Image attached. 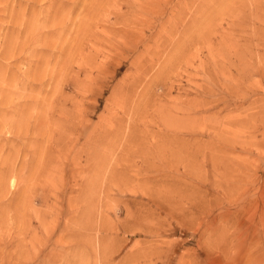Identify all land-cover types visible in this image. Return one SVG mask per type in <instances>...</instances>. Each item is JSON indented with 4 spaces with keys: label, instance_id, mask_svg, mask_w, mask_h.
<instances>
[{
    "label": "rangeland",
    "instance_id": "rangeland-1",
    "mask_svg": "<svg viewBox=\"0 0 264 264\" xmlns=\"http://www.w3.org/2000/svg\"><path fill=\"white\" fill-rule=\"evenodd\" d=\"M0 264H264V0H0Z\"/></svg>",
    "mask_w": 264,
    "mask_h": 264
},
{
    "label": "bare ground",
    "instance_id": "bare-ground-1",
    "mask_svg": "<svg viewBox=\"0 0 264 264\" xmlns=\"http://www.w3.org/2000/svg\"><path fill=\"white\" fill-rule=\"evenodd\" d=\"M21 26V25H20ZM25 29V28H24ZM56 31V30H55ZM61 31V30H60ZM30 32V31H29ZM44 32V31H43ZM57 32V31H56ZM39 36V35H38ZM20 53V52H19ZM9 60V59H8ZM35 74V73H34ZM15 75V74H14ZM33 78H35V77H33ZM38 79H39V77H38ZM40 94V93H39ZM65 106V105H64ZM84 107V106H83ZM78 111V110H77ZM63 113V112H62ZM37 115V114H36ZM43 115V114H42ZM36 117V116H35ZM38 117H40V116H38ZM33 118V117H32ZM55 123V122H54ZM41 124V123H40ZM42 127V126H41ZM18 128V127H17ZM2 129V128H1ZM43 129V128H42ZM72 129V128H71ZM22 130V129H21ZM59 131V130H58ZM72 132V131H71ZM67 133V132H66ZM25 134V133H24ZM41 134V133H40ZM33 135V134H32ZM22 139V138H21ZM33 140V139H32ZM69 141V140H68ZM15 156V155H14Z\"/></svg>",
    "mask_w": 264,
    "mask_h": 264
}]
</instances>
